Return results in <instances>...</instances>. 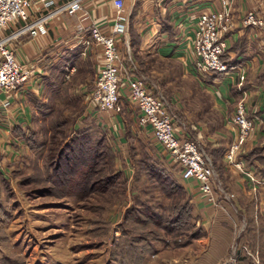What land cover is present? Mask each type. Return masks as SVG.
<instances>
[{"label":"rangeland","instance_id":"374dc122","mask_svg":"<svg viewBox=\"0 0 264 264\" xmlns=\"http://www.w3.org/2000/svg\"><path fill=\"white\" fill-rule=\"evenodd\" d=\"M135 36L136 33L129 32L127 28L126 36L118 40L122 67L133 72L135 76L144 80L147 86L160 93L166 99L178 122L186 124L199 120L203 122V117L216 121L219 114L213 111V99L201 90L191 75L185 72L182 63L179 60H162L142 52L138 44L131 47L129 42ZM90 48L85 50V55L89 54L91 59ZM97 64L98 60L96 66L94 65V72L86 71L85 68L74 79L71 74L75 73V66H71L69 74L64 77L65 83L69 84V90L64 94L60 91L63 96L59 100L53 95L51 85L45 80L40 82L39 96L30 95V108L35 113L31 127L24 132L36 131L37 141L46 140V146L42 151V157H38V154L32 151L23 139H17L15 154H18L20 158L13 166L10 178L8 177L6 181L0 180V202L4 214L0 217V264H122L119 262L120 256L124 254L123 248L124 246L127 248L128 241L123 236L122 225L119 226V223L123 220L128 208L135 204V198L143 199L148 204L169 203L170 198L164 196L161 187L154 185L152 183H155L154 180L151 182V178L144 173V169L139 170L143 166L137 160L143 154L160 157L155 147L142 134L143 131L137 127L139 110L130 105L125 96L118 98L115 110L117 114L100 112L96 108L88 110L89 93L94 88L92 74L96 75ZM238 91H240L239 99L242 91L247 90L241 84ZM251 97L252 93L246 97L245 106L250 102ZM36 102L52 109L54 107L56 112L52 116L55 118L68 119L67 124L63 126L65 136L69 134L72 136L74 127L84 125L82 121L84 115L91 118L86 116L85 120L93 138L98 137L99 133L105 134L114 159H111V155L109 158L104 154L106 158L97 164L96 169L106 164L110 166L111 172L120 170L122 173L118 179L112 180L108 190L104 193L90 192L87 185L83 186L84 172L87 168L85 161L92 155L85 149L84 144L79 143L66 147L58 163L60 170L67 175L65 185L60 187V191L51 190L50 184L42 179V174L44 164L47 163L44 154L48 155L47 146L52 142L55 130L49 127L50 117L41 116L42 113ZM194 113L197 115L196 119ZM260 125L262 122L257 124L256 128ZM225 131L227 132L226 129ZM234 133L236 136L235 131ZM234 140L235 137L226 149L220 150L222 155V161H220L217 154L216 157L210 153L208 149L210 146L205 144L203 139L207 157L211 163L213 160L216 161L212 165L213 168L217 167L219 172L215 169L216 182L221 189L218 191L220 195L217 199L224 197L225 188H228L232 198L237 188L235 182L237 171L224 159ZM243 148L245 150V144ZM246 168L254 173L252 167ZM137 170L141 172L135 175ZM217 179L218 181L220 179L224 189ZM157 181L161 184L158 178ZM12 184L14 190L11 188ZM196 192L199 198L204 200L197 189ZM230 192L233 193L230 194ZM174 195V198H179L178 200L187 197L192 204L191 196L186 189L184 197L179 190H176ZM192 214L194 218L192 220L197 224V219L193 212ZM124 225L129 228L137 227L135 231H141V234L147 236L144 241H140V246L146 253L142 264H199L197 259L201 249L192 244L206 236L185 244L186 235L178 234L175 230L173 234L163 235L162 238L165 240L160 242L153 240V235L147 234L150 229H154L150 223L147 226L140 225L139 222ZM256 225L257 227L248 226L247 236H231L230 246L224 261H221L222 264L225 262L226 264H248L246 261L238 260L244 253L250 256L253 264H264V234L262 235L260 231V236H251L252 229H263L261 223ZM192 231L193 229L190 232ZM175 240L178 245L174 244ZM136 244L139 243L134 242L132 246ZM148 244H151L150 247ZM153 247L157 251L152 252ZM131 252L134 254H129L127 261L141 264V261L137 259L138 251L133 248Z\"/></svg>","mask_w":264,"mask_h":264},{"label":"crops","instance_id":"0c3cea01","mask_svg":"<svg viewBox=\"0 0 264 264\" xmlns=\"http://www.w3.org/2000/svg\"><path fill=\"white\" fill-rule=\"evenodd\" d=\"M124 2L129 15V31L135 32L139 38L138 48L162 60H179L185 72L191 75L201 90L213 99V111L219 114L217 120L203 117V122L199 120L186 124L179 121L177 124L181 134L198 138L206 155L208 154L205 144H208L210 153L216 157L218 155V160L222 161L220 150L226 149L235 137L229 120L235 102L240 96L237 73L242 72L245 75L242 87L252 93L251 100L246 105L247 114L259 118L262 122L247 139L245 149L259 146L264 154V37L255 28L243 27L238 21L247 9L264 11V0H234V25L225 35L228 48L223 57L229 66L234 67L231 77L220 74H197L192 66L195 17L209 7L217 8V0H124ZM112 19V0H84L81 9L73 16L61 15L50 21L47 34L36 38L23 34L14 40L16 57L21 63L28 65L31 77L10 95L0 93V180H8L12 175L13 166L20 158L15 154L16 141L20 139L18 132L20 130L24 132L33 123L35 111L30 108V95L39 96L41 92L40 82L47 76L46 68L49 61L47 59L52 57L56 60L62 51L76 49L81 51L82 56H86V51L82 52V46L77 43L76 37L86 35L92 21L107 31L111 27ZM19 24L21 23H16L0 35L9 34ZM90 50L96 66L100 49L91 46ZM93 79L95 80V75ZM5 101L9 102L7 107L3 106ZM130 105L134 107L132 103ZM194 116L196 119L197 115ZM109 123L111 124L110 120ZM142 131L160 157L168 165H172L160 146L154 142L150 132ZM255 165L262 166L258 162H255ZM175 177L191 196L197 224L206 232L204 235L206 237L192 244L201 249L197 263L220 264L226 257L231 236H247L249 225L257 227L256 224L261 223L263 226L262 230L252 229L251 236H260V231L262 235L264 234V188L253 190L248 180L236 173L237 188L232 198L224 196L211 203L199 198L192 180H182L180 172L175 173ZM218 182L224 189L220 179ZM224 182L227 185V182ZM12 186L13 184L11 188ZM228 191V188L224 189L229 195Z\"/></svg>","mask_w":264,"mask_h":264},{"label":"built area","instance_id":"2783aa9c","mask_svg":"<svg viewBox=\"0 0 264 264\" xmlns=\"http://www.w3.org/2000/svg\"><path fill=\"white\" fill-rule=\"evenodd\" d=\"M83 1L0 0V33L21 23L9 34L0 35V93L10 95L31 77V69L16 57L14 40L23 34H28L31 38L47 34L50 21L61 15L73 16L81 9ZM233 4L234 0H217V8L209 7L195 17L192 66L197 74H220L228 77L233 74L231 70L234 67L223 59L228 48L225 35L234 25ZM112 7L113 19L109 30H104L101 25L92 21L87 34L76 37L77 43L82 46V52L91 46L100 49L94 88L89 93L88 110L96 108L100 112L117 114L115 110L118 98L125 96L139 110L137 126L141 130H148L168 161L179 166L181 179L192 180L205 201L216 202L221 189L217 185L212 163L198 138L183 136L166 99L120 64L118 40L127 34L129 15L124 0H112ZM238 21L243 27L255 28L264 37V11L247 9ZM237 76V85L240 86L244 74L240 72ZM247 96H250V92L242 91L234 105L229 125L236 136L224 159L256 190L264 188V177L248 170L239 159L244 152L246 140L260 122L259 118L249 117L247 114ZM8 105L7 101L3 103L4 107ZM223 196L230 198L226 193Z\"/></svg>","mask_w":264,"mask_h":264},{"label":"trees","instance_id":"16d2710c","mask_svg":"<svg viewBox=\"0 0 264 264\" xmlns=\"http://www.w3.org/2000/svg\"><path fill=\"white\" fill-rule=\"evenodd\" d=\"M129 32H132V30ZM138 42L139 38L135 36L130 40L129 45L132 47L137 45ZM91 59L89 54L82 56L81 51L77 49L73 51H62L59 58L56 60H54V58L52 59V57L47 59V61H49L46 68L47 77H45V82L51 85V91L58 100L61 98V96H63L61 95L60 91H63L62 94H64L69 90V84L65 83L64 77L69 74L70 67L75 66V73L71 74L72 79L76 78L78 73L82 72V70H85V68L87 69L86 71L94 72L95 63ZM93 75L95 74H92V76ZM36 105L39 108V111L42 113L41 116L48 115L50 117L51 120L49 121V127L55 130L52 142L49 143V146H47L48 155L45 156L44 154V157L47 158V163L44 164V172L42 174V179L50 184L51 190L53 192L60 191V187L65 185L67 175L65 172L60 170L58 163L64 155L63 152L65 148H69V145L71 146L76 143L82 145L84 144L85 149L90 151L92 155L91 158L89 157L87 158V161H85L87 168L84 172L83 186L87 185L88 191L90 192L96 191L99 193H104V191L108 190V187L112 185V180L115 181L118 179L122 173L120 170L111 172L110 166H106V164H102L99 166V169H96L97 164L102 159L106 158L105 155H107L109 158L111 155V159H114L113 152L108 145L105 134L99 133L100 135L98 137L93 138L89 125L85 120L87 118L86 116L88 115H84L82 121H84L83 123L86 126L84 127V125H81L74 127V133L72 136L70 134L65 136L63 126L67 124L68 119H60L52 116V114H55L56 112L54 107L52 109L47 105H40L37 102ZM88 118H90V116H88ZM36 133V131H29L28 133H25L23 130H20L18 132V137L23 139L28 147L38 154V157H42V151H44V147L46 146V140H41L38 142L35 137ZM140 157L141 158L138 159L137 162L143 167L139 168V170L144 169V173H146L149 178H151V182L154 180L155 183H152L154 185H159L164 196L166 198L169 197L170 200L168 204L161 202L148 204L143 199L135 198V204L128 208L126 215L119 223V226L122 225V234L125 236L126 241H128L127 248L125 246L123 248L125 249V255L123 254L120 256L119 262L122 264H134L129 260L127 261V258L129 257L128 255L132 253L134 254V252L130 253V250H133V248L138 251L137 259L139 262L141 261V264L146 256L145 251L142 249V246H140V241H144L147 236L141 234V231H135L137 227H125V223L135 224L139 222L140 225L146 224L145 226H147L148 223H150V225L152 224L154 229H150L147 234L153 235L152 239L160 242L165 240L162 238L163 235L173 234L175 230L178 231V234L186 235L187 240L184 242L185 244H188L191 240L203 237L205 235L203 228L196 224L194 220H192L194 219L192 214L193 207L188 198L185 197V199L182 200H178L179 198H174V193L176 190H179L183 197L185 195V189L183 185L175 177V173L179 172V166L175 163L168 165L162 157H155L153 155L147 154H143ZM239 157L245 167H252L256 175L264 177V154L262 153V148L256 146L250 149H245ZM255 162L260 163L262 166L257 167ZM213 163H216V161L213 160L212 164ZM215 169L218 172V168L215 167ZM140 172L141 171L138 172L137 170L135 175L136 173ZM157 178L161 184L158 183ZM0 211V217H2L4 214L1 202ZM190 229H193V231L190 232ZM134 242H138L139 244L132 246ZM174 244H177V240H175ZM148 245V247H150L151 244ZM154 251L157 250L153 247L152 252ZM249 257L250 256L248 254L244 253L238 260L241 262L246 261L248 264H253Z\"/></svg>","mask_w":264,"mask_h":264}]
</instances>
